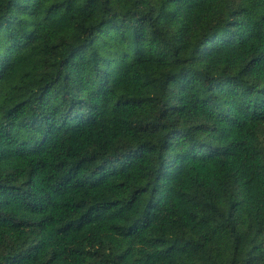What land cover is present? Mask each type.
<instances>
[{
  "label": "trees",
  "instance_id": "16d2710c",
  "mask_svg": "<svg viewBox=\"0 0 264 264\" xmlns=\"http://www.w3.org/2000/svg\"><path fill=\"white\" fill-rule=\"evenodd\" d=\"M0 264H264V0H0Z\"/></svg>",
  "mask_w": 264,
  "mask_h": 264
}]
</instances>
